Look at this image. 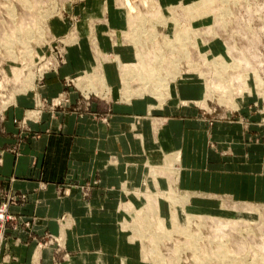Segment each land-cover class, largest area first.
<instances>
[{"label": "rangeland", "instance_id": "1", "mask_svg": "<svg viewBox=\"0 0 264 264\" xmlns=\"http://www.w3.org/2000/svg\"><path fill=\"white\" fill-rule=\"evenodd\" d=\"M103 44L119 48L104 50ZM75 50H83V58L89 60L87 72L85 68L69 75L61 72L63 89L48 99L51 108L79 113L89 111L93 99L107 104L118 95L129 103L127 98L148 96L153 98L147 103L151 108L169 103L175 106L169 115L194 118L183 127L196 141L204 140L191 144L186 164L192 174L186 180L181 150L155 147L158 158L144 160L140 184L123 183L139 200V205L130 199L120 203L129 215L119 227L130 243L140 245L137 258L147 264H264V0H0L1 135L7 108L19 101L20 93L32 90L35 99L14 123L23 125L26 116L46 109V98L34 88L49 74L60 72L68 51ZM116 56L134 66L125 73ZM106 63L114 66H107L110 91L99 78L102 70H96ZM85 74L93 77L83 78V84L91 83L101 93L91 90L87 95L76 85ZM157 75L169 80L159 97L152 93L159 80L155 83L152 76ZM184 77L191 80H181ZM183 88L199 96L181 97ZM128 89L134 92L132 97ZM70 90L77 94L72 103ZM152 112L131 117L129 129L141 140L142 120L149 121L156 140L161 138L168 115ZM104 115L97 113V118L107 123ZM110 158L115 161L116 155ZM91 185L80 184L83 195ZM206 185L220 191L199 189ZM64 242L61 232L43 233L32 261L49 245L56 255L64 254ZM13 259L9 252L0 254V264Z\"/></svg>", "mask_w": 264, "mask_h": 264}, {"label": "crops", "instance_id": "2", "mask_svg": "<svg viewBox=\"0 0 264 264\" xmlns=\"http://www.w3.org/2000/svg\"><path fill=\"white\" fill-rule=\"evenodd\" d=\"M108 9L109 6L105 13H108L109 23L113 26L115 21L111 22L112 13ZM103 45L104 50L116 51L119 48ZM118 50L124 53L123 48ZM95 52L97 61V50ZM83 55V50L68 51L67 63L60 67V72L49 74L45 81L35 86L37 94L46 98V103L63 89L61 72L69 75L81 68L87 72L89 60ZM107 59L109 62L110 57ZM104 65L101 68L98 64L96 70L106 71L111 87L108 64ZM108 67L114 68L113 65ZM187 78L181 80H191ZM117 82L115 80L113 84ZM187 83L183 81L184 85ZM183 90L180 91L181 97L199 96V93ZM29 92L20 93L19 101L8 106L0 134V148L4 147L0 154V199L11 198L9 211L14 218L5 228L0 254L6 251L14 255L9 264H147L137 258L140 245L129 239L134 244L130 243L119 228L120 221L129 215L120 203L130 199L139 205V200L123 188V183L131 187L140 184L144 160L151 156L154 161L158 158L154 157L157 154L155 147L166 152L172 148L181 150L180 165L186 180L192 174L186 164L193 150L190 149L191 144L204 142L190 137L191 134L184 129L186 125L183 127L185 122L191 125L195 119L169 115V109L175 107L169 103L162 109L151 108L147 103L153 98L148 96H138L140 98L133 100L132 97L127 99L129 103H123L116 95V98L112 97L114 101L107 104L93 99L90 110L79 113L77 110L51 108L47 103L46 109L43 107L38 116H26L23 125L14 123V118L26 115L28 106L34 102V92ZM69 97L71 103L75 102L77 94L71 91ZM152 110V113L168 115L159 132L161 138L156 140L151 134L149 121L142 120L138 125V130L144 135L141 140L129 129L131 117ZM97 113H105L103 117L108 118V122L99 120ZM110 154L116 155L115 161ZM204 173L214 181L213 174ZM83 182L92 184L87 195L81 192L80 184ZM199 189L220 191V187L208 185ZM49 231L64 234L65 253L56 255L49 245L40 249L38 258L32 261L36 241Z\"/></svg>", "mask_w": 264, "mask_h": 264}, {"label": "bare ground", "instance_id": "3", "mask_svg": "<svg viewBox=\"0 0 264 264\" xmlns=\"http://www.w3.org/2000/svg\"><path fill=\"white\" fill-rule=\"evenodd\" d=\"M139 40V39H138ZM142 49V48H141ZM98 54V53H97ZM98 56V55H97ZM118 57V56H117ZM116 57V58H117ZM149 57V56H148ZM107 58V57H106ZM109 59V58H108ZM150 59V58H149ZM117 63H119L120 64V67H122V69L123 70H126V72L125 73H127V71H128V69H130L131 67H133L134 66V64H132V63H123V62H121L119 59H117ZM141 65V64H140ZM100 67L102 68V66L100 65ZM149 67V66H148ZM98 68V67H97ZM128 68V69H127ZM135 68V67H134ZM144 69H145V67H144ZM105 70V69H104ZM122 70V71H123ZM124 72V71H123ZM145 72V71H144ZM104 73V71L102 72V74L101 73H99L98 75H99V78L102 80V82L104 83V85L106 86V88H105V90H108V91H110V86L108 85L109 83L107 82V79L109 80V78H108V74L106 73V71H105V75L103 74ZM131 75V74H130ZM155 76V75H154ZM154 76H152V78L154 79V81L156 80V78L158 77L159 78V80H158V78H157V80H158V82H157V80L155 81V83L157 84V85H154V86H156V87H154L155 88V90L154 89H152L153 90V95L155 96H158V95H160V96H162V90L160 89L161 87H163V88H166L167 86V84L169 83L168 81V78L167 77H165V76H156V77H154ZM93 76H90V75H88L87 76V74H86V77H85V75H83V76H80L79 78H78V80L76 81L77 83H76V85L78 84L80 87H84V89L85 90H87V92H85L87 95H89L88 93H90L91 92V90L92 91H95V92H97L98 94L99 93H101V91H100V89H99V87H96V86H93V84L90 86V84L91 83H89V84H87L86 83V85H84L83 83H84V79L83 78H89L90 80H91V78H92ZM132 78H134L135 79V77H133L132 76ZM139 79L140 78H142V77H138ZM131 79V76L130 77H126V82H127V86H130V80ZM137 79V78H136ZM86 80V79H85ZM138 81V80H137ZM148 81H150V79H148ZM86 82V81H85ZM92 82V81H91ZM132 82V81H131ZM168 82V83H167ZM94 83H95V81H94ZM97 83V85H98V82H96ZM107 84V85H106ZM77 85V86H78ZM169 85V84H168ZM78 86V87H79ZM87 86V87H86ZM126 86V85H125ZM127 86H126V88H127ZM220 88V87H219ZM124 89H125V87H124ZM124 89L122 90V91H124ZM151 91V90H150ZM103 92H104V90H103ZM102 92V93H103ZM107 92V91H106ZM108 93V92H107ZM127 93L129 94V97H132L133 95H134V92L131 90V89H128L127 90ZM141 93H142V91H141ZM151 93V92H150ZM125 94V93H124ZM128 94H127V96H128ZM141 96H143V95H141ZM136 97H138V95H136ZM159 97V96H158ZM128 99V98H127ZM131 100V99H130ZM172 198V197H171ZM179 199V198H178ZM172 201V200H171ZM174 201V200H173ZM179 202V201H178ZM152 204V203H151ZM155 205V204H154ZM152 208V207H151ZM153 209V208H152ZM147 218V217H146ZM148 221V220H147ZM146 227H148V226H146Z\"/></svg>", "mask_w": 264, "mask_h": 264}, {"label": "built area", "instance_id": "4", "mask_svg": "<svg viewBox=\"0 0 264 264\" xmlns=\"http://www.w3.org/2000/svg\"><path fill=\"white\" fill-rule=\"evenodd\" d=\"M13 216L9 211V201L8 199H0V237H3L5 231V224Z\"/></svg>", "mask_w": 264, "mask_h": 264}]
</instances>
